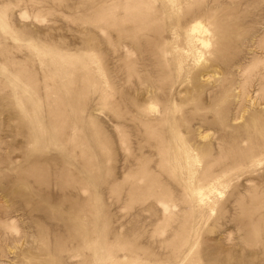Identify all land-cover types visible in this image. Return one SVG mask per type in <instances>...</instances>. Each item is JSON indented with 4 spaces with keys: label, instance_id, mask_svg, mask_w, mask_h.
Instances as JSON below:
<instances>
[{
    "label": "rangeland",
    "instance_id": "rangeland-1",
    "mask_svg": "<svg viewBox=\"0 0 264 264\" xmlns=\"http://www.w3.org/2000/svg\"><path fill=\"white\" fill-rule=\"evenodd\" d=\"M0 264H264V0H0Z\"/></svg>",
    "mask_w": 264,
    "mask_h": 264
},
{
    "label": "bare ground",
    "instance_id": "bare-ground-1",
    "mask_svg": "<svg viewBox=\"0 0 264 264\" xmlns=\"http://www.w3.org/2000/svg\"><path fill=\"white\" fill-rule=\"evenodd\" d=\"M209 28H207L201 21H193L186 29L184 33L183 42L186 43L185 50L186 55H192L194 50L199 49L198 46H207L210 42L207 37ZM184 44V43H183Z\"/></svg>",
    "mask_w": 264,
    "mask_h": 264
}]
</instances>
